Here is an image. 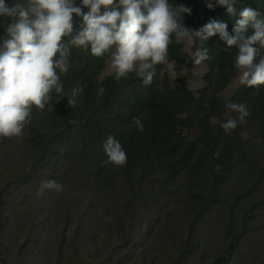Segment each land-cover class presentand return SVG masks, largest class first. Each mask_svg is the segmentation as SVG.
<instances>
[{
	"label": "trees",
	"instance_id": "1",
	"mask_svg": "<svg viewBox=\"0 0 264 264\" xmlns=\"http://www.w3.org/2000/svg\"><path fill=\"white\" fill-rule=\"evenodd\" d=\"M17 2L5 0L8 7ZM204 2L169 0L173 6L184 4L192 9L184 17L187 28L199 30L216 20L225 22L229 34H234L239 16L233 18L220 7L209 10ZM75 3L81 6L82 0ZM237 7L264 14V0H238ZM74 21L81 22L75 16ZM10 23L11 17L0 16V46L8 38ZM204 46L210 58L205 61L206 84L197 93L184 77L173 81L166 76L164 64L155 66L156 75L148 86L136 72L117 81L113 71L102 79L111 53L98 58L70 46L69 70L58 73L65 97L54 93L44 110L34 107L21 136L0 138V146L9 144V155L19 156L24 164L12 172L10 183L30 182L43 167L52 165L68 180L93 191L110 215L109 241L87 255L74 247L76 258L71 264L112 263L131 241L135 224L153 209L161 210L163 202L166 220L148 264H155L159 254L164 262L179 264L194 245L198 226L217 205L223 209L219 214L223 224L220 245L201 254L209 260L207 264H227L254 219L264 215V86L257 91L241 85L225 96L239 74L234 67L236 49L229 50L218 35ZM198 47L200 42L195 41L193 52ZM167 59L175 62L178 74L190 60L174 36ZM77 87L83 91L71 107L67 97ZM230 102L246 104L250 115L240 122L239 114L227 108ZM226 116L238 121L230 133L221 127L229 120ZM135 119L143 131L133 123ZM110 136L126 152L123 166L113 164L105 154L103 145ZM5 187L0 189V197ZM146 253L145 248L141 256ZM253 264H264V247Z\"/></svg>",
	"mask_w": 264,
	"mask_h": 264
},
{
	"label": "clouds",
	"instance_id": "2",
	"mask_svg": "<svg viewBox=\"0 0 264 264\" xmlns=\"http://www.w3.org/2000/svg\"><path fill=\"white\" fill-rule=\"evenodd\" d=\"M204 3L209 10L220 7L233 18L239 16L234 34H229L225 22L216 20L199 30L187 28L184 17L192 9L184 4L173 6L169 0H82L81 6L75 0H18L13 7L0 0V16L12 18L6 28L8 38L0 46V138L21 136L34 107L44 110L54 93L65 97L58 73L69 70L70 46L98 58L111 53L117 81L136 72L148 86L156 75L155 66L166 62L173 36L200 42L192 60L200 65L210 58L204 45L218 35L229 50L236 49L234 67L240 84L259 91L264 86V14L250 7L238 8V0ZM74 16L80 19L79 25ZM82 91L74 88L67 97L71 107ZM227 108L239 114L240 122L250 115L244 103L230 102ZM133 123L143 131L139 119ZM237 124L236 119H229L221 127L230 133ZM103 148L113 164L126 163V152L115 137H108ZM215 170L219 172L220 166ZM43 189L61 192L63 185L45 181L41 194Z\"/></svg>",
	"mask_w": 264,
	"mask_h": 264
},
{
	"label": "rangeland",
	"instance_id": "3",
	"mask_svg": "<svg viewBox=\"0 0 264 264\" xmlns=\"http://www.w3.org/2000/svg\"><path fill=\"white\" fill-rule=\"evenodd\" d=\"M178 41L190 55V60L178 74L175 62L167 59L163 63L165 75L173 81L184 77L193 92L197 93L206 84L204 76L208 67L205 61L200 65L192 62L195 41ZM113 71L110 59L102 79ZM240 86L237 76L225 96H231ZM225 118L230 119L229 116ZM8 145L0 146V189L6 186L0 197V264H71L76 258L74 247L87 255L97 245L109 241L107 222L111 217L105 214L94 192L68 180L52 165L43 167L30 182L10 183L12 172L20 170L24 164L19 156L9 155ZM45 181H56L63 185V191L43 189L41 194ZM161 206V210L153 209L135 224L131 241L110 264H148L154 249L158 248L162 234L159 228L166 220L167 207L164 202ZM222 211L221 205H217L203 219L193 239L194 245L179 264L208 263L209 260L204 259L201 253L220 245L223 224L219 214ZM251 227L227 264H253L258 261L264 247V215L254 219ZM145 248L147 253L141 256ZM157 258L155 264H170L163 261L161 254Z\"/></svg>",
	"mask_w": 264,
	"mask_h": 264
}]
</instances>
